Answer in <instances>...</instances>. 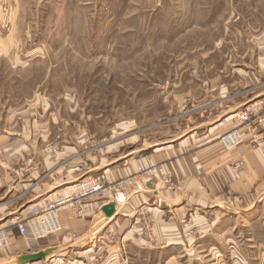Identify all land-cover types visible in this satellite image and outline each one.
<instances>
[{
    "label": "rangeland",
    "instance_id": "rangeland-1",
    "mask_svg": "<svg viewBox=\"0 0 264 264\" xmlns=\"http://www.w3.org/2000/svg\"><path fill=\"white\" fill-rule=\"evenodd\" d=\"M19 2L18 12L0 1V168L13 174L0 186V228L16 232L17 219L104 176L106 188L124 189L123 212L151 247L161 246L156 220L169 206V241L185 250L167 263L264 264V193L209 203L164 173L210 141L228 153L246 139L264 146L263 129L238 121L264 106V0ZM235 129L244 141L228 150L220 138ZM151 155L164 160L145 167ZM153 178L171 196L144 186L138 201L137 182Z\"/></svg>",
    "mask_w": 264,
    "mask_h": 264
},
{
    "label": "crops",
    "instance_id": "crops-1",
    "mask_svg": "<svg viewBox=\"0 0 264 264\" xmlns=\"http://www.w3.org/2000/svg\"><path fill=\"white\" fill-rule=\"evenodd\" d=\"M0 1L3 4L10 1L18 12L21 8L20 0ZM253 144L254 141L246 139L240 149L228 153L220 148V144L212 145L210 141L196 147L192 152L183 153L174 167H165L164 173H170L179 179V191L201 194L205 202L209 203H213L217 196H221L217 198L220 205H228L230 195L244 196L250 192L261 195L264 193V146ZM20 156L24 158V155H7V158L8 161L18 160ZM160 160H164L161 155H151L143 165L150 168L156 166ZM238 160L244 161L245 170L241 175H235L231 168ZM11 175L13 176L9 165L7 169L0 168L1 187L6 186L4 181H8ZM160 177L161 175L156 180L162 182ZM112 178L114 180V177ZM156 180L153 178L152 183L150 179H140L131 194H137L139 201L145 186L148 190L152 189L156 197H159V194L170 197L165 190H156ZM127 197L131 198L130 195ZM99 198L94 200L93 205L90 203L88 215L80 219L74 217L75 215L67 209L61 212L60 220L64 232L62 237H51L32 244L19 236L17 231L11 232V247L0 254V264H171L167 263L170 256L185 250L179 251V241H169L177 237L171 236L177 231L171 227L173 223L165 220L163 216V212L168 211V205L160 206L163 212L162 215H157L155 234L156 239L161 241V246L154 248L149 246L150 243L142 237L141 231L136 227L138 217H135L133 222L131 218L128 219L130 216L123 212L121 202L127 201L125 194L110 199L109 202L116 205V214L112 218H107L102 212V207L108 200ZM4 210L1 214H4ZM12 213L14 212H8L5 217ZM3 219L4 216L0 217V222ZM73 235L76 239H72ZM41 254L44 256L42 260L29 262L30 257Z\"/></svg>",
    "mask_w": 264,
    "mask_h": 264
},
{
    "label": "built area",
    "instance_id": "built-area-1",
    "mask_svg": "<svg viewBox=\"0 0 264 264\" xmlns=\"http://www.w3.org/2000/svg\"><path fill=\"white\" fill-rule=\"evenodd\" d=\"M239 125L248 129L264 130V106L251 105L238 115ZM222 146L228 150L238 148L243 144L244 136L239 129H235L220 138ZM156 173L155 170H151ZM105 177L97 176L86 178L76 185L71 186L51 200L44 208L29 217L27 221L17 219L14 223L19 236L30 243H39L55 234L63 232L60 214L64 209L69 210L77 217H85L90 211V199L96 196L104 198L107 194L121 193L124 189L119 186L106 188ZM110 200V199H109ZM73 239L76 237L73 235ZM11 247V231L9 228H0V254L5 253Z\"/></svg>",
    "mask_w": 264,
    "mask_h": 264
},
{
    "label": "water",
    "instance_id": "water-1",
    "mask_svg": "<svg viewBox=\"0 0 264 264\" xmlns=\"http://www.w3.org/2000/svg\"><path fill=\"white\" fill-rule=\"evenodd\" d=\"M102 212L105 214V216L107 218H112L115 214H116V205L113 202H109L102 207ZM43 254L38 255V256H32L29 259V262H34V261H38V260H42L43 259Z\"/></svg>",
    "mask_w": 264,
    "mask_h": 264
}]
</instances>
